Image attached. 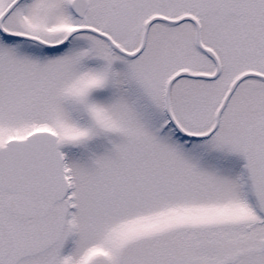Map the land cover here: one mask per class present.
<instances>
[{
    "label": "snow or ice",
    "instance_id": "snow-or-ice-1",
    "mask_svg": "<svg viewBox=\"0 0 264 264\" xmlns=\"http://www.w3.org/2000/svg\"><path fill=\"white\" fill-rule=\"evenodd\" d=\"M0 264H264V0H0Z\"/></svg>",
    "mask_w": 264,
    "mask_h": 264
}]
</instances>
